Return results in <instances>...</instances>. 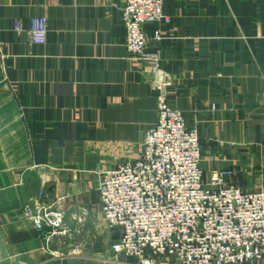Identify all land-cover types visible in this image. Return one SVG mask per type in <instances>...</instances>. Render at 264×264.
Segmentation results:
<instances>
[{
  "label": "crops",
  "instance_id": "obj_1",
  "mask_svg": "<svg viewBox=\"0 0 264 264\" xmlns=\"http://www.w3.org/2000/svg\"><path fill=\"white\" fill-rule=\"evenodd\" d=\"M123 6L0 0V264H135L111 252L118 231L97 195L99 171L135 159L157 120ZM164 13L169 24L143 26L147 48L168 74L169 107L198 132L204 180L230 169V185L264 191V0H167ZM33 17L46 19L45 45L29 41ZM25 207L61 213V226L35 228Z\"/></svg>",
  "mask_w": 264,
  "mask_h": 264
},
{
  "label": "built area",
  "instance_id": "obj_2",
  "mask_svg": "<svg viewBox=\"0 0 264 264\" xmlns=\"http://www.w3.org/2000/svg\"><path fill=\"white\" fill-rule=\"evenodd\" d=\"M167 0H124L121 18L124 46L142 64L156 93L157 120L144 134L133 160L99 171L97 195L103 220L118 231L114 255L135 264H243L264 259V191L249 193L229 184L230 169H200L201 145L196 128L169 107L168 74L157 50L149 51L143 26L169 24ZM13 30L21 33L20 21ZM33 45L47 41L46 19L33 17L27 31ZM153 38H161L156 29ZM24 216L35 228L61 226L59 212Z\"/></svg>",
  "mask_w": 264,
  "mask_h": 264
},
{
  "label": "rangeland",
  "instance_id": "obj_3",
  "mask_svg": "<svg viewBox=\"0 0 264 264\" xmlns=\"http://www.w3.org/2000/svg\"><path fill=\"white\" fill-rule=\"evenodd\" d=\"M2 84H3L2 81H0V90H1V91H2V87H1ZM1 97L3 98L4 95H1Z\"/></svg>",
  "mask_w": 264,
  "mask_h": 264
}]
</instances>
